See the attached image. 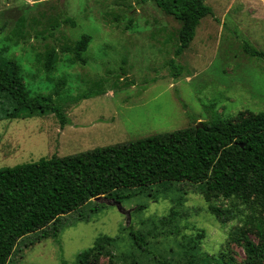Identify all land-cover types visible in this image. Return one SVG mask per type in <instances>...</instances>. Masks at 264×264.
<instances>
[{"label": "rangeland", "instance_id": "374dc122", "mask_svg": "<svg viewBox=\"0 0 264 264\" xmlns=\"http://www.w3.org/2000/svg\"><path fill=\"white\" fill-rule=\"evenodd\" d=\"M204 5L210 15L175 57L180 24L150 0H0V58L20 67L30 96L51 95L69 121L61 128L53 115L2 120L0 168L125 144L214 118L236 122L264 113V62L253 54H264V0H204ZM64 17L76 26L53 28ZM82 35L91 38L86 64H72L59 49ZM52 48L58 60L47 73L45 53ZM171 61L180 68L176 78ZM98 91L99 96L80 99ZM117 194L130 212L128 226L117 207L106 204L108 197L90 200L61 217L56 239L48 226L18 241L7 264H78V253L103 245L98 242L103 238L111 241L96 264H156L153 255L167 264H190L199 234V253L225 252L244 262L242 243L229 239L250 220L243 207L235 210L234 221L222 224L208 206L230 209V202L206 203L199 187L188 183ZM132 230L146 238L151 255L133 246ZM246 230L254 244L263 242L251 226Z\"/></svg>", "mask_w": 264, "mask_h": 264}, {"label": "trees", "instance_id": "16d2710c", "mask_svg": "<svg viewBox=\"0 0 264 264\" xmlns=\"http://www.w3.org/2000/svg\"><path fill=\"white\" fill-rule=\"evenodd\" d=\"M162 13L180 24L174 52L179 57L194 38L199 21L210 15L204 0H150ZM130 23V21H128ZM22 23L17 29L22 28ZM75 27V22L61 18L53 28ZM52 28V29H53ZM91 38L82 35L72 45L59 49L70 55V63L85 65L83 54ZM264 62V54L253 52ZM54 48L45 53L43 69L54 70L57 63ZM174 78L180 68L170 62ZM88 93L80 99L99 96ZM53 115L61 128L69 124L63 109L51 95L30 96L25 89L20 67L0 58V122L32 116ZM200 127H190L167 134L155 135L125 144L96 148L66 157L52 156L36 162L0 168V264H7L22 238L52 226V238L61 230L60 219L90 200L108 197L120 202L118 191L147 188L161 183H188L198 186L206 203L217 199L230 202L231 208L208 206L220 223L234 221L237 207L251 214L249 222L236 227L229 236L233 243H242L245 260L242 264H264V113L239 118L236 122L214 118ZM251 226L263 240L254 244L246 236ZM42 235V238H45ZM133 246L151 255L146 238L130 231ZM193 239L190 264H238L221 252L210 256L198 252L201 239ZM103 238L99 243L77 255L78 264H96L104 253ZM110 244V243H109ZM195 253V254H193ZM156 264H167L154 256Z\"/></svg>", "mask_w": 264, "mask_h": 264}, {"label": "water", "instance_id": "95a60500", "mask_svg": "<svg viewBox=\"0 0 264 264\" xmlns=\"http://www.w3.org/2000/svg\"><path fill=\"white\" fill-rule=\"evenodd\" d=\"M200 126H201V124L196 125V127H200ZM101 199H104V197L94 198L93 201L98 202ZM110 202L111 203H106V204L109 205V206H116L117 209L119 210V212L126 217V225L128 226L129 225V221H130V212L129 211H125L124 209H122L118 202L111 201V200H110Z\"/></svg>", "mask_w": 264, "mask_h": 264}]
</instances>
